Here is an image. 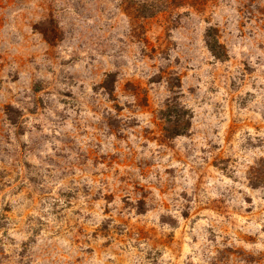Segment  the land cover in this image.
Returning <instances> with one entry per match:
<instances>
[{
  "label": "rangeland",
  "instance_id": "1",
  "mask_svg": "<svg viewBox=\"0 0 264 264\" xmlns=\"http://www.w3.org/2000/svg\"><path fill=\"white\" fill-rule=\"evenodd\" d=\"M0 264H264V0H0Z\"/></svg>",
  "mask_w": 264,
  "mask_h": 264
},
{
  "label": "trees",
  "instance_id": "2",
  "mask_svg": "<svg viewBox=\"0 0 264 264\" xmlns=\"http://www.w3.org/2000/svg\"><path fill=\"white\" fill-rule=\"evenodd\" d=\"M214 31L207 33L206 45L216 59L223 60L227 54L223 45L215 37ZM109 93L111 94L112 90H109ZM161 119L165 124L164 134L169 139L182 137L190 132L192 114L176 96L167 101L165 108L161 111Z\"/></svg>",
  "mask_w": 264,
  "mask_h": 264
}]
</instances>
